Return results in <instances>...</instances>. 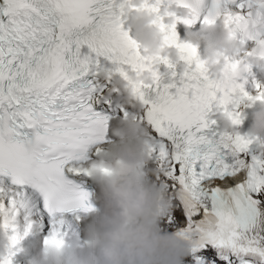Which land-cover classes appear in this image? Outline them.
Masks as SVG:
<instances>
[{
  "label": "snow or ice",
  "instance_id": "obj_1",
  "mask_svg": "<svg viewBox=\"0 0 264 264\" xmlns=\"http://www.w3.org/2000/svg\"><path fill=\"white\" fill-rule=\"evenodd\" d=\"M136 2L0 0V232L8 240L0 264H12L30 214L45 227L52 218L58 243L77 234L73 222L83 226L81 214L95 207L64 166L110 143V126L135 115V105L148 178L168 202L162 222L190 245L185 264H264V135L239 131L243 109L264 101L251 63L264 60V0H211L202 20L204 0ZM165 8L189 14L171 13L168 24ZM140 10L156 18L158 54H146L127 27L125 12ZM220 17L245 51L223 55L216 72L175 27ZM221 113L231 130L220 129ZM68 171L85 176L84 168Z\"/></svg>",
  "mask_w": 264,
  "mask_h": 264
},
{
  "label": "clouds",
  "instance_id": "obj_2",
  "mask_svg": "<svg viewBox=\"0 0 264 264\" xmlns=\"http://www.w3.org/2000/svg\"><path fill=\"white\" fill-rule=\"evenodd\" d=\"M137 8H142L137 0ZM188 15L187 9L165 8L162 12L168 24L175 22L171 13ZM150 13L126 11L125 20L132 36L148 55L163 50L162 34ZM184 40L197 48L203 45L202 59L216 72L222 71L218 61L223 55L236 56L245 45L236 39L233 26L220 17L214 23H201L195 31L185 27ZM175 56V50H172ZM251 63L264 77V60L252 58ZM102 78L107 72L101 70ZM122 82L117 81L114 87ZM126 103L130 102L126 98ZM247 135H264V101L255 103ZM135 115L121 119L109 128L108 150L84 167L85 177L95 186L92 203L95 210L82 218L80 234L60 236L54 240L49 232L36 249L29 264H181L190 247L178 235L163 232L160 227L167 199L158 186L148 178L149 143L145 129ZM223 131L232 129L231 120L223 113L217 116ZM8 248L7 237L0 232V253Z\"/></svg>",
  "mask_w": 264,
  "mask_h": 264
},
{
  "label": "rangeland",
  "instance_id": "obj_3",
  "mask_svg": "<svg viewBox=\"0 0 264 264\" xmlns=\"http://www.w3.org/2000/svg\"><path fill=\"white\" fill-rule=\"evenodd\" d=\"M163 225V224H162ZM162 228V226H160Z\"/></svg>",
  "mask_w": 264,
  "mask_h": 264
},
{
  "label": "bare ground",
  "instance_id": "obj_4",
  "mask_svg": "<svg viewBox=\"0 0 264 264\" xmlns=\"http://www.w3.org/2000/svg\"><path fill=\"white\" fill-rule=\"evenodd\" d=\"M242 133V132H241Z\"/></svg>",
  "mask_w": 264,
  "mask_h": 264
}]
</instances>
